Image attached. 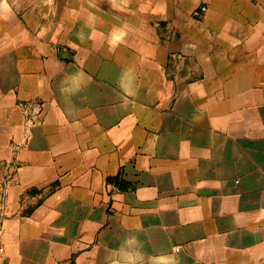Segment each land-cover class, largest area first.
I'll return each instance as SVG.
<instances>
[{
	"label": "crops",
	"instance_id": "crops-1",
	"mask_svg": "<svg viewBox=\"0 0 264 264\" xmlns=\"http://www.w3.org/2000/svg\"><path fill=\"white\" fill-rule=\"evenodd\" d=\"M126 255L264 264V0H0V264Z\"/></svg>",
	"mask_w": 264,
	"mask_h": 264
},
{
	"label": "clouds",
	"instance_id": "clouds-1",
	"mask_svg": "<svg viewBox=\"0 0 264 264\" xmlns=\"http://www.w3.org/2000/svg\"><path fill=\"white\" fill-rule=\"evenodd\" d=\"M124 33H120L119 35H116L114 37V43L121 42L122 37ZM135 238H130L129 240L126 241L128 244H132L134 242ZM123 264H136L135 259L131 255H126L123 257ZM167 264H180V261L177 257H169L167 260Z\"/></svg>",
	"mask_w": 264,
	"mask_h": 264
},
{
	"label": "built area",
	"instance_id": "built-area-1",
	"mask_svg": "<svg viewBox=\"0 0 264 264\" xmlns=\"http://www.w3.org/2000/svg\"><path fill=\"white\" fill-rule=\"evenodd\" d=\"M26 124L27 125H34L36 123H39L41 121V115L43 113V107H42V103L37 102L34 104V108H33V112L32 113H28V111H26Z\"/></svg>",
	"mask_w": 264,
	"mask_h": 264
}]
</instances>
